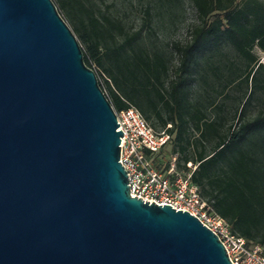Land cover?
Returning <instances> with one entry per match:
<instances>
[{"label": "water", "instance_id": "1", "mask_svg": "<svg viewBox=\"0 0 264 264\" xmlns=\"http://www.w3.org/2000/svg\"><path fill=\"white\" fill-rule=\"evenodd\" d=\"M52 0H0V264H231L186 211L131 197L121 130Z\"/></svg>", "mask_w": 264, "mask_h": 264}, {"label": "trees", "instance_id": "2", "mask_svg": "<svg viewBox=\"0 0 264 264\" xmlns=\"http://www.w3.org/2000/svg\"><path fill=\"white\" fill-rule=\"evenodd\" d=\"M52 1L113 110L134 108L167 132L172 152L183 155L176 168L193 162L201 197L264 251V0H187L195 22L171 43L158 19L171 21L183 0H142L137 28L92 0ZM223 112L237 127L224 129Z\"/></svg>", "mask_w": 264, "mask_h": 264}, {"label": "built area", "instance_id": "3", "mask_svg": "<svg viewBox=\"0 0 264 264\" xmlns=\"http://www.w3.org/2000/svg\"><path fill=\"white\" fill-rule=\"evenodd\" d=\"M259 63L264 65V54ZM113 111L119 124L116 131L123 133L119 162L127 174L130 196L149 204L168 205L197 218L221 242L231 264H264L263 249L232 233L228 222L201 197L191 180L196 166L187 163V170L180 171L175 158L164 169L154 163V157L170 142V135L165 131L156 133L134 108Z\"/></svg>", "mask_w": 264, "mask_h": 264}, {"label": "rangeland", "instance_id": "4", "mask_svg": "<svg viewBox=\"0 0 264 264\" xmlns=\"http://www.w3.org/2000/svg\"><path fill=\"white\" fill-rule=\"evenodd\" d=\"M94 1L102 11H105L108 9L109 12L113 13L116 17L123 19L128 25H130L133 28H137L139 25L138 21L141 16V8L140 4L142 3V0H139V4H134L132 6L130 4L131 0H92ZM136 3V2H135ZM64 21L67 23L69 28L71 29V25L65 19V16L63 13L57 9ZM195 22V14L192 11L189 3L187 0L182 1L181 9L177 11L175 14V17L169 21L167 18H160L158 19V33L161 39H163L164 43H171L173 41H183L186 38V29L187 27ZM72 30V29H71ZM256 51V50H255ZM230 98L226 99L224 103H226V111H230V107L233 106V101L231 98L237 95L235 91H231ZM252 109L248 110V115L251 116L253 114ZM223 119H224V129L226 130L229 125H232L233 127H237L239 121L238 118L235 116V118H232V112L228 115H226L225 112H223ZM149 124V123H148ZM150 125V124H149ZM169 127V125L167 126ZM153 130L156 131V129L153 128ZM159 128H157V131ZM173 140H171L167 146L156 156L154 157V163L159 168H166L172 158H175V164L180 160L182 154L173 153ZM193 166H196L193 162L191 163ZM182 165V163L180 164ZM180 171H186L183 168L179 169Z\"/></svg>", "mask_w": 264, "mask_h": 264}]
</instances>
